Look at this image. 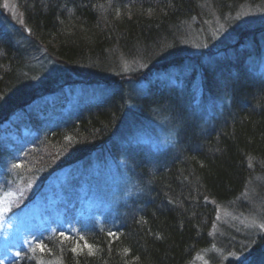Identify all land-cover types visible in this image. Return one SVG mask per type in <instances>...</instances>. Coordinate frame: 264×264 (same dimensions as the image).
<instances>
[{
	"label": "trees",
	"instance_id": "obj_1",
	"mask_svg": "<svg viewBox=\"0 0 264 264\" xmlns=\"http://www.w3.org/2000/svg\"><path fill=\"white\" fill-rule=\"evenodd\" d=\"M17 6L25 31L0 17V172L11 161L0 175L1 194L15 193L16 207L28 204L97 151L116 157L113 141L133 125L172 135L176 147L159 153L157 163L133 148L138 162L128 160V175L148 185L121 214L101 223L72 216L51 233L32 235L31 245L0 264H189L212 242L219 206L264 176V77L252 65L264 56V28L197 55L186 44L207 21L230 25L264 0ZM85 81L100 88L98 101L71 121L46 126L63 112L66 88ZM252 250L250 263L264 264V231Z\"/></svg>",
	"mask_w": 264,
	"mask_h": 264
},
{
	"label": "rangeland",
	"instance_id": "obj_2",
	"mask_svg": "<svg viewBox=\"0 0 264 264\" xmlns=\"http://www.w3.org/2000/svg\"><path fill=\"white\" fill-rule=\"evenodd\" d=\"M1 16L16 28L25 29L17 0H0ZM207 22L202 29L203 33L190 32V41L186 44L189 54L197 55L206 48L236 42L241 35L264 28V7H247L239 11L230 25L219 18ZM256 64H252L253 68H257L255 72L264 77V56L260 66ZM127 68L132 69L130 66ZM86 83L67 87L65 94L62 92L67 97L62 106L63 112L46 119V126L59 120L71 121L91 103L98 101L95 96L100 88L96 84ZM23 135L28 139L27 133ZM111 146L119 148L116 156L118 159L109 152L97 151L85 164L58 173L47 185L41 187L35 199L22 207H16L19 198H16L15 193H0V263L17 256L23 246L31 245L32 235L51 233L57 224L72 216L101 223L107 217L121 214V209L128 203L143 199L148 180L139 176L141 181H136L128 175V169H131L128 160L135 158L138 162V155L133 148H141L157 163L159 153L168 155L169 150L176 147V138L172 135L168 137L163 132L152 135L141 125H133L124 130ZM161 160L158 159V164ZM7 164L0 175L10 170ZM133 173L136 174L135 171ZM10 206L15 208L9 214ZM262 225L264 176H257L232 203L219 206L211 231L212 242L207 248L201 249L189 264H251L253 246L264 231Z\"/></svg>",
	"mask_w": 264,
	"mask_h": 264
},
{
	"label": "snow or ice",
	"instance_id": "obj_3",
	"mask_svg": "<svg viewBox=\"0 0 264 264\" xmlns=\"http://www.w3.org/2000/svg\"><path fill=\"white\" fill-rule=\"evenodd\" d=\"M262 227H264V225H262ZM76 249H73V251H75Z\"/></svg>",
	"mask_w": 264,
	"mask_h": 264
},
{
	"label": "bare ground",
	"instance_id": "obj_4",
	"mask_svg": "<svg viewBox=\"0 0 264 264\" xmlns=\"http://www.w3.org/2000/svg\"><path fill=\"white\" fill-rule=\"evenodd\" d=\"M26 132H23V134H25Z\"/></svg>",
	"mask_w": 264,
	"mask_h": 264
}]
</instances>
